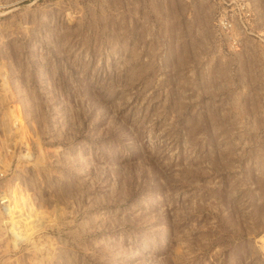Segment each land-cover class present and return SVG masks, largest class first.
<instances>
[{
	"label": "rangeland",
	"instance_id": "1",
	"mask_svg": "<svg viewBox=\"0 0 264 264\" xmlns=\"http://www.w3.org/2000/svg\"><path fill=\"white\" fill-rule=\"evenodd\" d=\"M234 7L0 0V264H264V0Z\"/></svg>",
	"mask_w": 264,
	"mask_h": 264
},
{
	"label": "built area",
	"instance_id": "2",
	"mask_svg": "<svg viewBox=\"0 0 264 264\" xmlns=\"http://www.w3.org/2000/svg\"><path fill=\"white\" fill-rule=\"evenodd\" d=\"M232 1V0H231ZM236 7V11L233 14V16L230 13H221L218 16V26L221 31H226L228 34L229 31L232 30V27L235 24L241 25L243 28H245L244 19L249 17V9H248V0H233ZM228 30V31H227ZM232 36L230 37L229 41L230 44L236 45L238 43V39L236 36H233V33L231 32ZM3 176V171L0 168V177ZM5 202V197H0V204H3Z\"/></svg>",
	"mask_w": 264,
	"mask_h": 264
},
{
	"label": "bare ground",
	"instance_id": "3",
	"mask_svg": "<svg viewBox=\"0 0 264 264\" xmlns=\"http://www.w3.org/2000/svg\"><path fill=\"white\" fill-rule=\"evenodd\" d=\"M6 202H7V199L5 198V202H4L3 204H5ZM3 204H2V205H3Z\"/></svg>",
	"mask_w": 264,
	"mask_h": 264
}]
</instances>
